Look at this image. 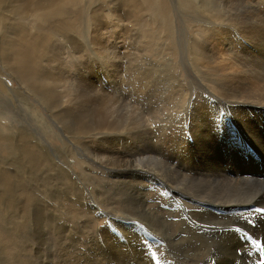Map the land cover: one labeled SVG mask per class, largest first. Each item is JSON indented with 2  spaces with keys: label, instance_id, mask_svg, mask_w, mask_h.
I'll return each instance as SVG.
<instances>
[{
  "label": "rangeland",
  "instance_id": "obj_1",
  "mask_svg": "<svg viewBox=\"0 0 264 264\" xmlns=\"http://www.w3.org/2000/svg\"><path fill=\"white\" fill-rule=\"evenodd\" d=\"M13 1L0 0V5L2 6L0 7H4V11L0 8V13L3 14H0V195L2 194L0 196V264H45L46 260L49 262L48 264H111L105 253L107 248L104 236L105 233L108 234L105 228H109L108 232L110 234L116 235V238L119 242L124 241L123 243L126 244L133 240V234L135 231L139 232L140 234L145 233L150 238L153 237V233L150 231V229H148V227H146L144 223H140L137 219L135 220L134 218L132 219L129 217V215H134V209L132 210V207L127 206L130 204L126 201V196L129 192L128 190L131 187L136 193L139 192L138 194L142 193V195L145 196V199L147 200V207L151 212H158L160 215H164V217L167 218L166 221L168 223L170 222L173 232L179 230V227L182 226V222L180 220V207H178L176 212L170 209L169 201L171 191L168 189L169 187L165 183H162V185L153 184L157 182L155 179H153L154 176H151L150 179L145 174L142 176L143 173L136 177L132 176L130 172L133 170H127L126 168H124L125 170H109L106 165H103L105 164L103 163L104 161H101L97 156H94V150H96L95 152L98 153L97 150L100 151L99 149L103 145L101 143H97V138H99L101 134H89L90 138L75 139L77 142H75V140H73V142L76 144H71L67 138L74 139V136L72 137V134L70 133L71 128L74 127L70 124L71 117L68 115H73L74 112H67V115L66 111L67 108L71 109V106L72 108L73 106L80 108L79 113H83H81V115L79 113L78 114L81 116V118L86 117L83 119L84 121H88V113H92L94 115L96 112L95 109L98 111L97 116L102 115L103 103L111 99V97L113 100L117 97L116 100L131 99L133 102H135L136 97L132 96V93L130 92L129 86H131L130 82L132 83V80L129 77L131 73L136 72L133 68L139 67L140 61H146L145 65L151 66L150 63L152 62H155V64H161L165 63L166 59H168L172 64H177L175 69L176 71L181 70L178 73H181V75L184 77L185 83L190 84L192 87L193 97H195L198 93L206 94V91L203 89L204 87L201 85V79L199 78L197 68L192 66L190 60L191 53H188L189 51H187V42L188 36L195 34V32H199L201 30L199 25L204 24L202 22H200V24L197 20L200 21L201 19V21H204L203 19H205L207 22L214 21L215 17L211 15L209 11H206L205 8H201V3H204L205 1L210 3L213 0H147L149 2L145 0H101V2L100 0H62L65 3L61 0H58L60 2H56V0H48L49 2L46 0L44 2V0H42V4H40L42 1L39 2V0H34L37 1L36 3L33 2L35 7L30 5L32 4L33 0H30V2L29 0H26L27 2L25 3L29 2V4L26 5L20 0H18V2H16L17 0ZM8 2H12V4ZM93 2L95 4H93ZM114 2L117 6L114 4ZM120 2H122V4ZM34 3H38L39 5H35ZM49 3L51 5L49 8L52 11H49L50 9L47 8ZM20 4H24V6L21 7ZM98 4L100 6H98ZM7 5H9L8 8ZM27 5L29 7H27ZM138 5L140 6L138 7ZM12 6L15 7L14 11L12 10ZM16 7L19 8V10H17ZM32 7L34 10H30L33 9ZM197 7L199 8V11L196 10ZM66 8H68V10ZM20 9H22V12ZM46 9L49 10L47 11ZM191 10L193 11L191 12ZM63 11L64 14L62 13ZM94 11L97 13L96 15H98L99 12H101V14L96 16ZM92 12L94 15H92ZM203 12L204 14H201ZM34 13L35 16L36 14L38 15L35 17ZM57 13L60 14L58 15ZM48 15H50V17ZM103 15L104 17L100 18V16ZM199 16L201 18H199ZM204 16L206 18H204ZM54 17H56V20ZM8 20L9 22H7ZM74 20L77 22H74ZM154 20H157L158 22ZM67 21L69 22L67 23ZM93 22L95 23L93 24ZM60 23L63 25L66 31ZM96 23L97 27L94 26ZM159 25H161V27ZM95 31H97V33ZM62 33H64V36ZM195 42H197V39ZM100 46L101 48H99ZM103 52H105L106 55ZM108 52H111V54ZM118 56L121 60L118 58ZM110 57H112L111 59L114 62H112V60L110 62ZM185 61L187 62L185 63ZM118 62L121 63L120 65H124L123 68ZM192 62L195 63L193 60ZM109 63L113 64L112 69L115 70L116 73L119 70V74L116 76V79H111L106 74V68L107 70H110ZM125 69L126 72L123 74ZM192 72H196V76L193 75L194 73ZM178 73L176 72L174 77L177 78ZM127 75L129 76L126 78ZM188 75H190V77H188ZM67 76L69 77L67 78ZM1 78L4 83H2ZM188 81H190V83ZM70 84L74 88L70 87ZM18 85L19 87H17ZM9 86L10 88H8ZM17 91L20 93H16ZM53 92L56 94H53ZM78 92H80V94ZM60 93L63 96L60 95ZM23 95L24 97H22ZM61 96L66 98L63 99ZM123 96L124 98H122ZM54 98H56L55 100L57 101H55ZM68 99L70 100L68 101ZM113 100H109V102H112V106L116 107L117 104ZM87 101H90L91 104L89 102L87 103ZM24 102H26V105ZM57 103L60 106L62 105V107H60ZM94 104L96 105V108L94 107ZM91 106L92 108L88 110ZM57 111L60 113L58 114ZM86 111L89 112L87 113ZM61 117L66 118L65 123H63ZM10 118L11 120L9 121ZM85 126L87 128L90 127L95 131L99 130V128L96 126V123L89 124L86 122ZM23 132L27 134L25 135ZM68 134H70V136ZM18 136H22V139ZM233 136L234 139L240 138L242 141V138L240 135H238V133L234 134ZM95 138L96 140L94 143L91 140ZM190 140L192 142L193 138ZM88 142L89 145H91L89 147ZM244 142L247 143L246 141ZM79 143L81 146H83L82 148ZM23 145L24 147H22ZM85 145H87V147ZM177 146L178 149L180 145L177 144ZM96 147L99 149H96ZM23 148H26L27 150H24ZM88 149L91 150H89L90 153L87 152ZM172 149L174 153V148L172 147ZM169 151L170 148L168 150V154ZM42 152H44V154ZM81 153L83 155L85 154L84 156L87 158H85ZM185 153L186 152L183 151L179 154L181 160ZM190 154H193V150L191 148ZM5 157L9 158V160ZM30 157H33L34 160ZM61 162H65L72 171H76V174L79 173L78 175L80 180H78L77 177L72 176L73 181L74 179L76 181L73 182L74 184H71L60 179V169L57 165L60 167L63 166ZM13 163L16 164L14 165ZM90 165L93 167H90ZM65 169L67 170L68 168L65 167ZM116 175L118 178H116ZM105 179H109L110 181H106ZM111 181H113V183ZM126 184H128V187ZM135 185L142 187V189ZM76 186L80 190H78ZM121 187L122 189H120ZM113 191L114 194L112 193ZM101 192L104 194L101 195ZM89 193L96 199L99 197L97 199L99 203L98 209L94 208L93 205L95 204L92 201L84 199L86 198V194L88 197H90ZM79 195L84 198L80 197ZM114 209L117 211L113 212ZM107 210L121 218L113 217L117 219L116 221H111V219L108 218L109 216H107L109 213ZM128 212L130 214L127 216L125 213ZM37 213L41 214V218L36 219ZM39 219H41V222ZM120 223L122 224L120 225ZM127 226H130V230L127 228ZM43 228H45L46 231H43ZM40 235L43 236V238ZM37 236L39 237V240L37 239ZM146 239L147 241L150 240L149 238ZM125 250V253L129 252L127 251L126 247ZM43 261H45V263ZM113 263L118 264L112 260V264ZM128 264H135V262L133 259H131L128 261Z\"/></svg>",
  "mask_w": 264,
  "mask_h": 264
},
{
  "label": "bare ground",
  "instance_id": "obj_2",
  "mask_svg": "<svg viewBox=\"0 0 264 264\" xmlns=\"http://www.w3.org/2000/svg\"><path fill=\"white\" fill-rule=\"evenodd\" d=\"M20 1H23V3L27 2L26 0H20ZM40 1L42 0H39V2ZM45 1L46 0H44V2ZM49 1L47 0V2ZM16 2H18V0ZM29 2L25 3V5L29 4ZM33 2L36 3L37 1L33 0L32 4L30 5H33ZM56 2H60V1L56 0ZM8 3L12 4V2H8ZM42 3L43 1L40 4ZM120 3L122 4V2ZM93 4L95 3L93 2ZM201 4H202L201 8L202 9L205 8V10L209 11L211 15H213L216 19L214 18V21L212 22H207V20L205 19H203L204 21H201V19L200 21L197 20L199 23L202 22L204 24H201V23H200L201 25L198 24L201 27V30L199 32H195V34L188 36V42H187L188 50L187 49L186 50L189 51L188 53H191L190 57L192 59L190 58V60H191L192 66L197 68V72L199 73L197 74L199 75V78L201 79V85L204 87L203 89L206 91V94L204 93L196 94L195 93L196 96L195 97L192 96V87L190 86V84H186L184 77L181 75V73H178L181 70L180 69H179L180 71L175 70L176 65H177L176 63L172 64L168 59H166L165 63H161L162 61L158 62L161 64H155V62H152L150 63L151 64L150 66V65H145L146 61H140L139 67H136V68L132 67L136 72L131 73L129 77L132 80V83L130 82L131 86H129L130 92L132 93V96L136 97L135 102H133V100L131 99L116 100L117 97L113 100L111 97V99L109 100H113L117 104V106L113 107L112 102H109V100L105 101L103 103V107L101 106L102 115L97 116V112H98L97 109H95L96 112L94 113V115L92 113L89 114L88 113L89 111L88 112L86 111L89 115L88 121L83 120L86 117L81 118L80 115L83 112L79 113L80 108H76L74 106L73 108L71 106L70 107L71 109L67 108L66 113L74 112L73 115L71 114L68 115L67 113V115L71 117L70 124L74 127V128L70 127L71 128L70 133L72 134V137L74 136V139L67 138L71 144L73 145L76 144L73 142V140L75 139L90 138L89 134H93V133L97 135L101 134V136L99 135L100 137L97 138V143L98 144L101 143L103 145L100 147V149L96 147V149H99L100 151L97 150L98 153H96L95 152L96 150H94V156H97L101 161H104L103 163L105 164L103 165H106V167L111 171L116 170V169L122 170L124 168H126L127 170H133L130 173L132 174V176H135V177L142 173H143L142 176H144L145 174L149 179L151 178V176H154L153 179H155L157 182L153 184L162 185V183H165L169 187L168 189L171 191V196H170V201H169L170 209L176 212L178 207H180V220L182 222V226L179 227V230L173 232L170 222L168 223L166 221L167 218H165L164 215L162 216L158 212H155L156 209L155 211L153 210L155 213L149 210V208L147 207V200L145 199V196L142 195L141 193L142 191L140 192L141 194H138L139 192L136 193L131 187L128 190L129 192L127 193L126 201L130 204L127 206L132 207V210L134 209V212H133L134 217L129 215L130 214L129 212L131 210L125 214L127 216L129 215V217L132 219L133 218L135 220L137 219L140 223H144L146 227H148V229H150V231L153 233V237L150 238L145 233L140 234L139 232L135 231V233L133 234V240L129 241V243L126 244V243H123L124 241L119 242L116 238V235L110 234L108 232L109 228H105L108 233V234L105 233V236H104V239L106 242V248H107L105 253H106L107 259L110 261L111 264H112V260L113 262L118 263V264L120 263L128 264V261L131 259L134 260L135 264H260V262L264 260V0H213L210 3H207V1H205L204 3H201ZM20 5L21 7L24 6V4H20ZM35 5H39V4L37 3ZM98 6L100 5L98 4ZM139 6L140 5H138V7ZM8 7L9 5H7V8ZM27 7L29 6L27 5ZM49 7H51L50 3H49V6H47V8ZM3 8L1 9L3 10ZM12 8L11 9L14 11L15 7L12 6ZM93 8H96V7H93ZM66 9L68 10V8ZM17 10H19V8H17ZM21 10L22 9H20V11ZM30 10H34V8ZM193 10H191V12ZM196 10L199 11V8L197 7ZM49 11H52V10L50 9ZM57 11H58V8H57ZM95 11L94 13L96 15L97 13ZM62 13L64 14V11ZM94 13L92 15H94ZM99 14H101V12H99L98 15ZM201 14H204V12ZM37 15L38 14H36V16ZM34 16H35V13H34ZM48 16L50 17V15ZM101 17H104V15L100 16V18ZM54 18L56 20V17ZM199 18L201 17L199 16ZM204 18L206 17L204 16ZM69 21H67V23ZM75 21L76 20H74V22ZM154 21H157V20H154ZM7 22H9V20ZM94 23L95 22H93V24ZM149 25L152 26L151 24ZM94 26L97 27V23ZM159 26L161 27V25ZM95 32L97 33V31ZM53 34H56V33H53ZM63 34L64 33H62V35ZM107 35L110 36L109 34ZM168 37H169V34H168ZM196 39H197V42H195ZM147 44H148V41H147ZM99 48H101V46ZM103 53L105 54V52ZM108 53L111 54V52H108ZM111 58L112 57H110V62L112 60ZM192 60L195 61V63L192 62ZM112 62L114 61L112 60ZM186 62L187 61H185V63ZM120 64L121 63H119V65ZM147 64H148V61H147ZM120 66H122L123 68L124 65H120ZM109 67H110V70H107L106 68L107 76L110 77L111 79H116V76L119 74V70L116 73L115 70L112 69L113 64L111 63H109ZM125 72H126V69L123 72V74ZM176 72L178 73L177 78L174 77ZM195 73L193 75H195ZM128 76L129 75H127L126 78ZM68 77L69 76H67V78ZM188 77H190V75H188ZM188 82L190 83V81ZM2 83H4L3 80H2ZM69 86L73 87L71 86V84ZM17 87H19V85ZM8 88H10V86ZM74 90H73V93H74ZM11 92L13 93L12 90ZM55 92H53V94H56ZM16 93H20V92L17 91ZM61 93L60 95L63 94ZM78 93L80 94V92ZM22 97H24V95ZM122 98H124V96ZM55 99L56 98H54V100ZM69 100L70 99H68V101ZM71 100H72V96H71ZM88 102L91 104L90 101H87V103ZM24 103L26 105V102ZM95 106L96 105L94 104V107ZM60 107H62V105ZM84 108L82 109L85 110L86 108L85 109ZM91 108L92 106L88 110H90ZM59 113L60 112H58V114ZM65 119L66 118L64 117L61 119L63 123H65ZM10 120L11 118L9 119V121ZM86 122H88L89 124L96 123V126L99 128L100 131L99 130L95 131L94 129H91L90 127L87 128L85 126ZM82 130H83V133H82ZM23 133L25 134V132ZM237 133L242 138V141L240 140V138L239 139L233 138V135ZM68 135L70 136V134ZM18 137L21 138L22 136L21 137L18 136ZM191 138H193L192 142L190 140ZM95 140L96 138L92 139L91 141L94 142ZM244 141H246L247 143H245ZM75 142L77 141L75 140ZM177 144L180 145L178 149H177L178 147ZM79 145L81 146L80 143ZM85 146L87 147V145ZM89 146L91 145H89V142H88V147ZM22 147H24V145ZM82 147L83 146H81V148ZM172 147L174 148V153H173ZM169 148H170V151L168 154ZM190 148L193 150V154H190ZM89 150L90 149H88L87 152H89ZM183 151H185L186 153L183 155L184 157L181 160L179 154L182 153ZM42 153L44 154V152ZM30 158L32 159L33 157H30ZM6 159L9 160V158H6ZM61 163L63 164V166H61L62 168L59 165H57L58 168L60 169L59 170L60 179H62L65 182L71 183V184L74 181H76L75 179L73 181L72 176L73 177L75 176L78 178V180H80L78 172H77L78 174H76L75 173L76 171L75 172L72 171L65 162L64 163L61 162ZM65 167L68 168L67 169L68 171L65 169ZM90 167H93V166L90 165ZM137 172H140V173H137ZM92 178H95V177H92ZM116 178H118V176ZM111 180H115V179H111ZM111 182L113 183V181ZM114 184H115V181H114ZM127 185L128 184H126V186ZM137 187L142 189V187L140 186H137ZM76 188L78 189L77 186ZM120 189H122V187ZM114 191L112 192L113 194H114ZM64 193L66 194L65 191ZM103 194L104 193L101 192V195ZM79 196L82 197L81 195ZM85 197L86 198L84 197L82 198L92 201L95 204L93 205L94 208L98 209L99 203L97 199L99 197L96 199L93 195L92 196L90 195V197H88L87 194L85 195ZM116 211H117L116 209L113 210V212H116ZM40 216L41 214L37 213L36 219L41 218ZM107 216H109L108 218L111 219V221H114V220L116 221L117 218L115 219L113 217H119L110 211L107 214ZM39 220L41 222V219ZM122 223H120V225ZM130 226H127L129 230H130ZM237 229H240V231H237ZM43 231H46V229L43 228ZM245 231L248 232L247 235L250 234L251 236L250 238L246 236V234H244ZM38 236H37V239L39 240ZM41 237L43 238V236ZM146 238H149L150 240L147 241ZM253 240L256 241V244L252 243ZM242 244H243V247L241 248ZM49 245H50V242H49ZM125 247L127 248V251L129 252L127 253L124 252L126 251ZM237 248H240L239 253L235 251V249ZM43 262L45 263V261ZM46 263L48 264L49 262H47L46 260Z\"/></svg>",
  "mask_w": 264,
  "mask_h": 264
},
{
  "label": "snow or ice",
  "instance_id": "obj_3",
  "mask_svg": "<svg viewBox=\"0 0 264 264\" xmlns=\"http://www.w3.org/2000/svg\"><path fill=\"white\" fill-rule=\"evenodd\" d=\"M237 231H240V229H237ZM252 243H253V244H256V241L253 240ZM242 247H243V244L241 245V248H242ZM235 251H236L237 253H239L240 248L235 249ZM260 264H264V260H262V261L260 262Z\"/></svg>",
  "mask_w": 264,
  "mask_h": 264
}]
</instances>
